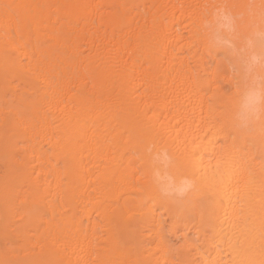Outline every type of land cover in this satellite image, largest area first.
<instances>
[{
    "label": "bare ground",
    "instance_id": "obj_1",
    "mask_svg": "<svg viewBox=\"0 0 264 264\" xmlns=\"http://www.w3.org/2000/svg\"><path fill=\"white\" fill-rule=\"evenodd\" d=\"M212 2L0 0V264L259 260L264 138L221 118L222 53L196 36Z\"/></svg>",
    "mask_w": 264,
    "mask_h": 264
},
{
    "label": "clouds",
    "instance_id": "obj_2",
    "mask_svg": "<svg viewBox=\"0 0 264 264\" xmlns=\"http://www.w3.org/2000/svg\"><path fill=\"white\" fill-rule=\"evenodd\" d=\"M264 0L236 5L228 0L205 3L196 25L198 45L220 52L217 69L227 73L229 88L221 118L237 134L264 129ZM239 9V10H238ZM150 180L165 198H183L192 185L169 172L166 149L149 147Z\"/></svg>",
    "mask_w": 264,
    "mask_h": 264
},
{
    "label": "snow or ice",
    "instance_id": "obj_3",
    "mask_svg": "<svg viewBox=\"0 0 264 264\" xmlns=\"http://www.w3.org/2000/svg\"><path fill=\"white\" fill-rule=\"evenodd\" d=\"M8 5H5V8H8ZM264 8V6H262ZM218 73H223L219 69H217ZM261 136L264 138V129L261 130ZM169 164L174 163V161L171 159L168 161ZM229 161H225V164L227 165ZM163 197V196H162ZM261 244H260V258L259 260H256L255 258L248 256L243 259H241L238 264H264V224L261 226Z\"/></svg>",
    "mask_w": 264,
    "mask_h": 264
}]
</instances>
